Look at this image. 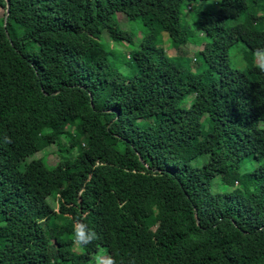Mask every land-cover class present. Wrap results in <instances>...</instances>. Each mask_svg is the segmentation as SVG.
Returning a JSON list of instances; mask_svg holds the SVG:
<instances>
[{
	"label": "trees",
	"instance_id": "trees-1",
	"mask_svg": "<svg viewBox=\"0 0 264 264\" xmlns=\"http://www.w3.org/2000/svg\"><path fill=\"white\" fill-rule=\"evenodd\" d=\"M213 1L195 42L184 0H0V264H264V0ZM237 42L245 81L206 93Z\"/></svg>",
	"mask_w": 264,
	"mask_h": 264
},
{
	"label": "rangeland",
	"instance_id": "rangeland-1",
	"mask_svg": "<svg viewBox=\"0 0 264 264\" xmlns=\"http://www.w3.org/2000/svg\"><path fill=\"white\" fill-rule=\"evenodd\" d=\"M186 2L183 6L185 11L183 12V16L181 17L183 24L186 25V33L187 36L191 37V39H194L195 42L198 40V37L200 38V35L193 29V25L189 22V16H191L193 10L198 9L200 7H206V8H214L216 3L213 0H184ZM193 2V3H192ZM193 6V9L189 11V8ZM113 24L119 28V29H125L131 31L133 38L131 43H127L126 41L121 42H112L108 38V35L106 33H103L100 37V42L107 47V45L112 48L116 49L117 51H123L126 56H128V50L135 47L137 45L138 40L141 38V35L144 33L145 27L142 26L140 21H128L124 14L121 12H115V15L113 17ZM193 43V42H192ZM157 44L164 49V51L171 57L175 56L174 50L169 46V42L166 36V33L161 32L158 35L157 38ZM194 46L191 43H188L187 50L188 56L193 57L194 54ZM264 48V44H263ZM245 50V46L241 42H237L234 44L229 52H228V62L229 67H219L216 68V72L218 73L217 81L214 84H211L205 92H211L212 90H215L217 88L221 87H227L231 85L241 84L245 81V77L242 73L243 68L245 67L244 63L242 64V52ZM264 51V50H261ZM264 61V52H258L255 54V63L256 64H262ZM234 67V68H232ZM119 69L126 70L125 66L121 65ZM124 72V71H123ZM150 129V128H149ZM68 131L74 136L76 134L74 127L70 126L68 127ZM85 146L91 147L93 151H99L101 148H103L106 144L105 139H100L98 141L93 140H86L82 139ZM56 151V145L55 144H49L48 146H45L41 151L33 154L30 156L27 161L31 158L35 157H42L47 164L51 165L54 164L58 160V156L55 154ZM75 153L74 150L71 151V155ZM216 166V165H215ZM253 167L252 162H244L243 165L240 167V172L249 170ZM220 179L218 176L215 177L212 189L214 191H221L222 186L220 185ZM148 189L145 188L141 196L143 197L148 193ZM79 249V247H77ZM106 263V256H101L99 258V264H105Z\"/></svg>",
	"mask_w": 264,
	"mask_h": 264
},
{
	"label": "clouds",
	"instance_id": "clouds-1",
	"mask_svg": "<svg viewBox=\"0 0 264 264\" xmlns=\"http://www.w3.org/2000/svg\"><path fill=\"white\" fill-rule=\"evenodd\" d=\"M261 70L264 71V65H261ZM74 238L75 241L81 245L87 242L88 236L85 234V230L83 228H78L74 230Z\"/></svg>",
	"mask_w": 264,
	"mask_h": 264
},
{
	"label": "water",
	"instance_id": "water-1",
	"mask_svg": "<svg viewBox=\"0 0 264 264\" xmlns=\"http://www.w3.org/2000/svg\"><path fill=\"white\" fill-rule=\"evenodd\" d=\"M7 7H8V3H7V1H6V9H5V17H4V22H3V27H5V18H6V15H7ZM5 33H6V31H5ZM6 35H7V33H6Z\"/></svg>",
	"mask_w": 264,
	"mask_h": 264
}]
</instances>
